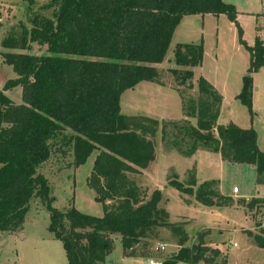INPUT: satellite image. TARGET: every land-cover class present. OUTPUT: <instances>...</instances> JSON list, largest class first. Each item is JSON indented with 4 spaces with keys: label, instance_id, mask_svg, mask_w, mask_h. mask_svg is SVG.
Listing matches in <instances>:
<instances>
[{
    "label": "trees",
    "instance_id": "obj_1",
    "mask_svg": "<svg viewBox=\"0 0 264 264\" xmlns=\"http://www.w3.org/2000/svg\"><path fill=\"white\" fill-rule=\"evenodd\" d=\"M42 11H51L52 17L36 16L20 48L35 43L45 46L44 54H0L1 65L14 74L7 80L0 73V232H20L30 200L36 198L46 205L48 232L62 244L68 264H105L114 236L120 238L123 257L152 258L161 229L172 226L158 206L160 191L146 199L129 175L138 177L154 162L159 122L122 115L120 96L141 82L163 86L169 79L176 90H192L193 70L203 63L201 43L176 44L173 65L166 70L156 66L165 60L181 19L224 15L248 52L249 66L236 99L251 113L252 75L264 68V43L259 36L253 46L245 43L236 9L222 0H47ZM196 84L197 94L188 100L178 90L183 116L196 125L169 123L177 129L172 147L186 157L203 150L218 154L222 162L252 165L256 185H264V152L257 148L256 133L218 125L222 97L207 80L199 77ZM16 88L21 90L19 104L7 96ZM179 141L189 143L188 152ZM65 150L73 155V167L96 154L87 187L102 207L101 218L47 205L51 191L39 169L54 152ZM215 184L203 183L195 201L209 206L216 199L228 205ZM171 187L182 192L178 184ZM239 203L247 210L264 206V200L255 198ZM205 234L198 233L187 247L179 242L180 249L161 264H229L217 248L206 245ZM248 236L264 249V229L262 236Z\"/></svg>",
    "mask_w": 264,
    "mask_h": 264
},
{
    "label": "rangeland",
    "instance_id": "obj_2",
    "mask_svg": "<svg viewBox=\"0 0 264 264\" xmlns=\"http://www.w3.org/2000/svg\"><path fill=\"white\" fill-rule=\"evenodd\" d=\"M46 3L47 0L42 5L30 3L28 0H16L8 3L0 11V52L9 53L16 51L14 49H20L26 26L30 27L36 16L38 18L52 17L51 11H42V6ZM254 20L255 16H249L240 18L238 21V26L242 29V39L249 45L252 44L256 35ZM257 25L263 28L257 35L264 42V19L258 18ZM179 27L159 69H169L171 63L167 62L172 58L176 44L201 43L204 49L203 64L200 70L193 71L194 80L202 77L223 97L218 124L223 127L232 124L240 130L252 129L257 135L258 150L264 152V68L252 75V105L251 113H249L248 109L236 99L241 92L242 77L249 66L248 52L238 42L236 26L224 16L217 19L207 17L204 20L189 16ZM6 42L14 47H8ZM27 44L32 43L27 42ZM32 45L29 46V52L37 56L44 54L45 51L43 52L41 46L37 45V52L36 44ZM10 69L1 65L0 62V70H2L0 73L4 72L5 79L9 78L8 76L13 77ZM196 81L192 90L185 87H179L176 90L177 86L171 79L165 80L163 85L171 89L153 83H144L134 91H127L120 97L122 115H142L159 122L154 163L140 178L137 175H129L135 183H139L150 191H154L155 188L161 189L160 186L165 182L168 185L164 192L160 191L162 199L160 206L166 211L168 223L172 227L161 229V239L153 244L151 256L155 262L161 264L169 254L176 253L180 249L179 242L184 241L185 247L190 246L198 233L206 232L204 240L207 245L221 247L232 264H264V249H259L248 236L249 234L262 236L264 228H261V222L264 206L255 207L249 211L236 204L238 200L254 197H263L264 200V185L259 186L255 183V167L248 164L233 165L222 162L218 155L211 154V157L204 162V168L210 178L216 182L214 190L217 186L219 194L223 197L232 196V202L235 204L221 206L216 203L218 202L216 199H213L214 205L204 206L195 201L194 195L203 183L212 182L207 180L208 176L205 177L207 181L198 177L196 164L192 161L187 171L183 169L185 173L181 174L174 170L176 163L174 160H163L166 153L171 150L176 151L172 144L177 141V129L168 124L171 121L182 120L181 99L176 92L178 93L179 90L186 100L188 96H196ZM20 92L19 88L10 92L9 98L13 103L19 104ZM58 145L59 143L56 146ZM180 148L188 152L189 143L180 142ZM95 156L96 154L92 153L82 166L73 167L74 158L70 152L65 150L64 154L61 151L52 154L47 163L39 169V173L48 181L51 191L47 205L59 212L75 208L83 215L102 217V207L94 201V192L87 187V178L91 173ZM192 156L183 157L189 159ZM166 167H168L167 181L163 174ZM198 169L201 170L199 166ZM200 172L203 173V170ZM173 183L178 184L182 192L171 187ZM233 188L238 190V194L234 197ZM28 209L20 232H14V234L0 232V264H68L62 244L48 232L49 213L46 205L34 198L30 200ZM247 211L251 212L253 224ZM233 244H236V247H233ZM161 245L165 247L164 251L159 249ZM121 259V244H116L109 255V260L113 264H131L129 260L123 258L125 262H121Z\"/></svg>",
    "mask_w": 264,
    "mask_h": 264
},
{
    "label": "crops",
    "instance_id": "obj_3",
    "mask_svg": "<svg viewBox=\"0 0 264 264\" xmlns=\"http://www.w3.org/2000/svg\"><path fill=\"white\" fill-rule=\"evenodd\" d=\"M46 1V0H45ZM45 1H40V2H36V3H39V4H43ZM223 2H225V3H227V4H229V5H232L235 9H236V12H237V23H238V21H239V19L241 18H244V17H254L255 16V20H254V25H256V28H255V33H256V35H255V37H254V39L258 36L257 35V33H259L263 28L262 27H259L258 25H257V20H258V18H263L264 19V0H222ZM43 7V6H42ZM260 11H262L261 13H258V12H260ZM224 15H221L220 17H218V18H221V17H223ZM186 17H189V16H185L183 19H181V21H180V23H179V25L176 27V30L174 31V34H173V36H172V38L174 37V35H175V33H177V31H178V29L180 28L179 26H180V24L182 23V21L184 20V19H186ZM195 17H198V18H200L201 20H204V19H206L207 17H213V16H211V15H204L203 17H200V16H195ZM225 17V16H224ZM213 18H215V17H213ZM217 19V18H216ZM1 26V25H0ZM26 28L27 29H29L30 27L29 26H26ZM254 39H253V42H254ZM171 41H172V39H171ZM252 42V44H248L249 46H253L254 45V43ZM263 42V41H262ZM186 43H193V42H186ZM186 43H178V44H186ZM246 43V42H245ZM264 43V42H263ZM32 44H35V43H32ZM32 44H27L26 45V49L27 50H22L21 48L20 49H14V50H16V51H18V52H16V51H14V52H9V53H22V54H24V53H29V54H31V55H35V56H37V54H32L31 52H29L30 51V48H29V46L31 45V46H33ZM194 44V43H193ZM9 47H13V46H9ZM34 48V47H33ZM38 47H37V44H36V46H35V49H37ZM42 49H43V52L44 51H46V49H45V46L44 47H42ZM11 50V49H10ZM37 52H38V49H37ZM37 52H35V53H37ZM9 53H2V52H0V54H9ZM40 55V54H39ZM1 62V61H0ZM168 64L169 63H171V66L173 65V63H172V58H170L169 60H168V62H167ZM203 64V63H202ZM161 65L162 64H159V65H157L156 67L157 68H161ZM7 68V67H6ZM202 68V65L200 66V67H198V68H195L194 70H196V69H201ZM2 69H4V68H2ZM8 69H10V68H8ZM11 70V72H12V69H10ZM193 70V71H194ZM0 71H2V70H0ZM4 73V72H3ZM12 74H13V72H12ZM7 75V74H6ZM9 78H7V80H10V79H12L13 77H14V74H13V77H11V76H8ZM202 78V77H201ZM193 80H194V73H193ZM197 79H195L194 81H196ZM205 80V79H204ZM144 83H149V82H141V83H139L138 85H136L135 87H134V89L135 88H137V87H139V86H141V85H143ZM153 83V82H152ZM151 83V84H152ZM153 84H155V85H158V84H156V83H153ZM211 84V83H210ZM212 85V84H211ZM158 86H161V87H163V88H168V89H171V88H169V87H167V86H162V85H158ZM213 86V85H212ZM214 87V86H213ZM2 87L0 86V89H1ZM16 89H18V88H16ZM134 89H132V90H127V91H134ZM215 89V88H214ZM173 91H175L174 89H172ZM216 90V89H215ZM127 91H125V92H127ZM217 91V90H216ZM124 92V93H125ZM176 92V91H175ZM218 92V91H217ZM21 93V92H20ZM123 93V94H124ZM219 93V92H218ZM122 94V95H123ZM176 94L178 95V93L176 92ZM9 95H10V93H7V96L9 97ZM121 95V96H122ZM220 95V94H219ZM120 96V97H121ZM221 96V95H220ZM178 97H179V95H178ZM20 98H21V95H20ZM20 98H19V102H20ZM181 99V98H180ZM120 100V99H119ZM121 101V100H120ZM222 102H223V97H222ZM221 106H222V104H221ZM220 109H221V107H220ZM120 111H121V107H120ZM219 113H220V111H219ZM181 116H182V120H180V121H178V122H181V121H183V120H187V121H189V122H191V124L193 125V126H195L196 125V120L195 119H193V118H188V119H186L185 118V116H183V114H182V101H181ZM220 116V115H219ZM152 119V118H151ZM154 119V118H153ZM156 120V119H155ZM172 122V121H171ZM217 124H218V120H217ZM219 125V124H218ZM156 144H157V142H156ZM260 151V150H259ZM211 154H213V153H210V152H206V151H203V150H197V152L192 156V157H190L189 159H187V158H184L182 155H180L178 152H176V151H173V150H171V152H168V153H166V156L164 155L163 156V160H174L176 163H175V166H174V170L175 171H177V172H180L181 174H184L185 173V171H187V167H189V165H190V161H192V162H194L195 164H196V169H197V175H198V177H202V180L203 181H207V180H210V181H214V180H212L211 178H210V176L206 173V171H205V166H204V162L207 160V159H209L210 157H211ZM216 155H218V154H216ZM219 156V155H218ZM156 157V156H155ZM220 157V156H219ZM220 160H221V158H220ZM155 161V160H154ZM166 161V164L168 163ZM154 163V162H153ZM153 163H151L150 165H152ZM149 165V166H150ZM148 166V167H149ZM198 166L200 167V169L201 170H203V173H201L200 171L201 170H199L198 169ZM147 167V168H148ZM165 167V166H164ZM169 167H170V165H169ZM146 168V169H147ZM167 168L168 167H166V168H164V172H163V174L166 176V180L165 181H167V173H168V171H166L167 170ZM146 169L145 170H143L142 171V173L138 176L139 178L143 175V173L146 171ZM172 169V168H171ZM185 171H184V170ZM202 175V176H201ZM206 176H208V179L207 180H205V177ZM137 180H138V178H137ZM215 182V181H214ZM216 185V184H215ZM136 186H138V188H140L142 191H144L145 193H146V199H149V197L155 192V191H165V188H166V186H168L167 184H166V182H165V184L164 185H162V186H160V188L161 189H159V188H155V190L154 191H150L148 188L146 189V188H144V187H142L139 183H136ZM216 192H217V194L221 197V198H227L228 200H229V203H228V205H226V206H232V205H234L235 203H233L232 202V196L231 197H228V196H226V197H223V196H221L220 194H219V192H218V188H217V186H216V190H215ZM163 192H162V197H163ZM235 195H233V197H234ZM255 199H257V200H259V201H261V200H263V197H254ZM164 199V198H163ZM250 199H252V198H250ZM249 198L248 199H244V200H238L237 202H236V204H238L237 206H239V207H241V205H240V203L239 202H241V201H246V202H248L249 200H250ZM162 200V199H161ZM164 201V200H163ZM163 201H161V202H163ZM217 204H220V202L218 201V202H216ZM158 206L161 208V209H163L161 206H160V202H159V204H158ZM242 208V207H241ZM243 209V208H242ZM164 210V209H163ZM244 210H247V209H245L244 208ZM165 211V210H164ZM249 211H251V210H249ZM166 212V211H165ZM247 213H248V215H249V218H250V221H252V224L254 223V221H253V217L252 216H250V213L251 212H248L247 211ZM210 229V228H209ZM209 229H206V230H209ZM212 230V229H211ZM248 230H251V229H248ZM244 232V231H243ZM206 238V237H205ZM204 238V239H205ZM113 242H114V249H115V247H116V244H121V242H120V238L118 237V236H114L113 238ZM249 239H251V238H249ZM252 240V239H251ZM253 241V240H252ZM205 243H206V241H205ZM206 245H207V243H206ZM208 246V245H207ZM210 246V245H209ZM208 246V247H209ZM210 247H212V248H217L219 251H220V257L221 258H224L226 261H227V263H229V264H232L231 262H229V260H228V257H226V252L221 248V247H219L218 245L217 246H210ZM233 247H236V244H233ZM173 254H175V253H173ZM121 256H122V259H121V262H125V261H123V258H125L124 260H129V261H131V264H150V263H153V264H156L157 263V261L155 262V259H153V258H147V259H144V258H126V257H123V255H122V244H121ZM201 263V262H200ZM105 264H113L112 263V261H110L109 260V255L105 258ZM203 264V263H202Z\"/></svg>",
    "mask_w": 264,
    "mask_h": 264
},
{
    "label": "built area",
    "instance_id": "obj_4",
    "mask_svg": "<svg viewBox=\"0 0 264 264\" xmlns=\"http://www.w3.org/2000/svg\"><path fill=\"white\" fill-rule=\"evenodd\" d=\"M16 0H0V11L3 10L5 8V6L8 4V3H12V2H15ZM232 194L233 195H237L238 194V190L237 188H233L232 190ZM264 228V216L262 218V222H261V228ZM159 249L161 251H164L165 250V247L163 245H161L159 247ZM150 264H153V263H150ZM156 264H159V263H156Z\"/></svg>",
    "mask_w": 264,
    "mask_h": 264
},
{
    "label": "water",
    "instance_id": "obj_5",
    "mask_svg": "<svg viewBox=\"0 0 264 264\" xmlns=\"http://www.w3.org/2000/svg\"><path fill=\"white\" fill-rule=\"evenodd\" d=\"M33 1H36V2H40V1H43V0H33ZM211 205H214L213 202L210 203ZM174 256V254H172Z\"/></svg>",
    "mask_w": 264,
    "mask_h": 264
}]
</instances>
